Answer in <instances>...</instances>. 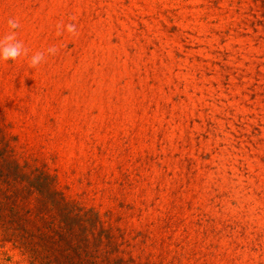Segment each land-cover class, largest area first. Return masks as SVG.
Instances as JSON below:
<instances>
[{"label": "rangeland", "instance_id": "rangeland-1", "mask_svg": "<svg viewBox=\"0 0 264 264\" xmlns=\"http://www.w3.org/2000/svg\"><path fill=\"white\" fill-rule=\"evenodd\" d=\"M10 17L0 136L90 211L97 264H264V0H0V36ZM0 264L31 260L0 235Z\"/></svg>", "mask_w": 264, "mask_h": 264}, {"label": "trees", "instance_id": "trees-1", "mask_svg": "<svg viewBox=\"0 0 264 264\" xmlns=\"http://www.w3.org/2000/svg\"><path fill=\"white\" fill-rule=\"evenodd\" d=\"M89 215L56 189L51 174L14 159L0 136L2 240L23 250L31 264H97L89 248Z\"/></svg>", "mask_w": 264, "mask_h": 264}, {"label": "clouds", "instance_id": "clouds-1", "mask_svg": "<svg viewBox=\"0 0 264 264\" xmlns=\"http://www.w3.org/2000/svg\"><path fill=\"white\" fill-rule=\"evenodd\" d=\"M9 31L4 35L0 36V61H16L22 56H26L27 49L24 46L22 40L18 38L16 30L20 27L19 20L15 17H10L7 20ZM65 28L70 33L76 32L75 24H67ZM49 54H54L56 52L55 47H50L47 49ZM45 58V53L36 52L32 54L30 58V66L35 67L43 62Z\"/></svg>", "mask_w": 264, "mask_h": 264}]
</instances>
